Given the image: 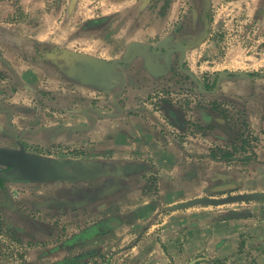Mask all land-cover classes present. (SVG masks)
I'll use <instances>...</instances> for the list:
<instances>
[{"label":"rangeland","instance_id":"1","mask_svg":"<svg viewBox=\"0 0 264 264\" xmlns=\"http://www.w3.org/2000/svg\"><path fill=\"white\" fill-rule=\"evenodd\" d=\"M230 1L234 5L230 6L231 10L224 11L223 6L230 5L228 4ZM216 2L222 4H217L218 6L215 8L214 28L211 30L209 40L205 43V49L199 48L198 45L200 44H196L197 46L195 45L193 50L190 49L189 60L186 63V69H191L194 72L193 78L200 82L205 93L201 92L197 82L188 76L173 75L171 77L173 84H166L165 80L156 81L153 78H148L146 84L141 82L142 85L135 97L123 95L121 99L126 108L135 111H138V106L146 107L144 101L151 104L150 108L154 110L153 116H148L147 113L142 112L146 114L143 115L146 121L143 126L150 131L153 130L152 134L156 135V141H167L165 131L167 130L169 134L171 131L175 133L177 129L180 134L177 133L176 137L182 136L180 140L185 143V148L189 149L177 150L183 152V163L181 159V164H183L184 169L198 173L199 178L196 180L199 184L198 198L264 192V0H216ZM18 19L21 20L22 18ZM25 31L30 34L29 31ZM25 45L27 49H31L28 44ZM8 47L11 51L15 50L12 48L13 46L8 45ZM32 47L33 52L38 50L43 53H52V48H48V46ZM40 65V67L45 66L46 71L39 76L41 81L37 80L38 78H31L34 81L33 84L36 85L33 86L34 91L20 90L14 87V82L4 79V82L0 83V100L4 99V104L13 111L14 116H28L23 121L19 118L23 122V127L33 124L42 125V123L52 126L59 124L77 126L72 132H62L61 128V132H57L54 138L49 141L43 140L45 150L42 153H47L45 158L59 163L62 161L64 163L70 162L65 164L64 168H61L62 170L58 168L61 178L59 183H71L73 188L75 182L70 177L72 170L78 171L82 167L93 168L98 161L102 162L101 165L103 162L105 164L112 162L124 166L128 164L142 167L141 174L144 173L142 175H150L155 178L150 188L151 200H154L155 191L159 186L164 192L169 189L167 186H163V183L166 182L165 174L159 173L160 170L152 164L150 158L142 159L139 157L142 160L135 158L129 161L111 160L112 153L108 154L111 150L106 149H110L113 146L112 143L96 132L89 134L86 130L81 131L79 126H87L88 122L86 118L80 115V112L75 115L66 112L74 108L82 111L83 107L87 105H97L93 99H84V96L86 94L93 97L99 93L104 97V101L100 102L98 107L107 114L114 112L110 103L114 97L113 91L110 90L111 86H100L98 83L101 80H107L106 73L102 76L99 71H95L97 78L93 77L92 79L90 78L91 74L88 73L87 81L83 77L84 81L82 82L89 84L85 85L79 81L80 78L76 75L70 74L71 76H68L61 72L58 74L49 72L52 66L47 62ZM97 66L99 64L94 65V67ZM104 67L108 68L107 65ZM227 71L240 75V77H233L231 82L238 81L242 86H238L237 90L234 86L226 88L220 86L218 89L208 91L207 85L217 80L218 75H224ZM1 73L4 74L3 71ZM6 76L4 75V77ZM88 81H94L97 84H90ZM121 83L122 78H119V84ZM160 85L163 88L162 92L157 90L161 87ZM75 93L78 97H72ZM160 93L163 95L161 96ZM81 95L84 98H81ZM153 98H156L157 101L151 102L150 99ZM16 100L20 102L16 103ZM132 101L135 102L136 108L128 107ZM47 103L52 106H47ZM16 106L23 108V112L19 111ZM164 109L168 114L178 116L176 123L173 117L165 116ZM37 115H40L44 122L35 119L34 117ZM210 116L226 123L227 130H220L217 125H213L209 121ZM1 122L0 143L14 145V140L11 138L12 134H6L3 131L4 123L1 124ZM205 122L210 124V129L206 127ZM14 125L20 126L21 123L16 121ZM42 132L46 137L53 134L48 129ZM26 137V143L29 146H37L30 137ZM170 137L173 140L171 135ZM129 144H132V141H129ZM143 166L146 167V170ZM227 174L232 176V181L244 183V186H229L226 188L230 190L229 192H226V189L214 188V186L221 184L220 177ZM140 177L136 176L135 178ZM106 178L127 180L128 176L121 177L116 174ZM251 182L254 185L250 187L248 183ZM23 185L25 184H9V198H6L0 190V264H41V262L34 260L37 250H53V246H57L58 242L60 243V237L63 239L68 234L74 233L73 229H80L79 220L59 219L61 217L56 216V220H60L61 223L56 224V232L49 237L45 227L41 226V229L37 230L30 222L22 220L23 218L16 215V210L19 208L18 201L27 202L33 198L29 190L32 188L31 185ZM56 186H59L58 183ZM57 193L51 188V194L57 196L55 195ZM207 207L214 210L216 208L221 209L225 213L229 209L236 208L240 213L245 212L252 215L247 220L254 222V225H264L261 223L264 220V201ZM38 220L45 223L49 221L48 218ZM250 225L253 224L250 223ZM60 228L63 230L61 231ZM41 230L44 233H40ZM86 245L84 246L86 251L95 253L100 250L96 244ZM54 257L53 260H59L56 259V256ZM39 258L41 261L43 258L48 260L43 255H39ZM96 259L94 257L90 260L92 264L96 263Z\"/></svg>","mask_w":264,"mask_h":264},{"label":"flooded vegetation","instance_id":"2","mask_svg":"<svg viewBox=\"0 0 264 264\" xmlns=\"http://www.w3.org/2000/svg\"><path fill=\"white\" fill-rule=\"evenodd\" d=\"M161 1L163 2L161 7V15H163L162 17H165L171 7L172 0ZM230 2H228V4L230 5L223 6L224 11H227V9L231 10L230 6L234 5V3L232 1ZM217 4L221 5L222 3L216 2V0H190V4H188L190 8L186 16H182L177 24H175V26L169 28L164 37L159 42H133L123 50L122 56L120 58L110 60L82 56L80 55L82 53L79 52H66V50L61 49V47L55 44L52 45L48 43L35 45L34 47L48 46V48H52V53H43L38 50L36 52H33L32 49H27L25 47L26 43L22 45L16 44L15 46V42L7 40V36L1 33L0 43L2 45L4 44L6 47H8V45L13 46L12 48L17 51V54L15 55L18 56V60H15L14 66L13 64L9 63L5 57H3V53L2 51H0V83H3L5 79L14 82V87L19 88L20 90L34 91L33 86L36 85L33 84L34 81L31 78H38L37 80H40L39 76L46 71L45 66L40 67V64H44V62H47L52 66L49 69V72L52 71L53 74H58L59 72H61L62 74L68 76H71L70 74H73L78 76L80 78L79 81L81 82L84 81L83 77H85V81H87L88 73L91 74V79L93 77L97 78V73H95V71H99L100 75L102 76H104V74L106 73V75L108 76L107 80H101L98 83L100 84V86H111L110 90L113 91L112 95L114 96V99L112 98V100H110V103L114 112H112L111 114H107L98 107V104L104 101V97L100 95L101 93H99V95L95 94V96L93 97L86 94L84 96L85 98L82 95L80 96L84 99H93L97 105H87L83 107L82 111L77 110L78 108H74L66 112L73 115L80 112V115L86 118L88 122L87 126L92 129L91 131L88 130V133L93 134L96 132V134H100L104 139L110 141V143H112L113 145L110 147V149L108 148L106 150H115V148H117V142L120 136L126 135L124 137V141L127 137V134L124 131L125 126H122L121 123H131V121H133V126L137 125L138 129L141 128L146 130L147 128H145L143 124H141L142 122H146L143 115H146L145 113H147L148 116H153L154 110L150 108V103H145L146 101H144V105H146V107L138 106V111L126 108V106H124L121 102L123 95L135 97L137 95V91H139L140 86L142 85L141 82L143 84H146V80H148V78H153L156 81L165 80V82H167L166 84H173L171 83V77L173 75L188 76L189 78L193 79V81L197 82L199 90L205 93L204 87L200 84V82H198V80H196V78H193L194 72L191 69H186V63L189 60L190 49L193 50L192 48H194L196 44H200L198 46L199 48H202L209 40V37L211 36V30L214 28V13L216 11L215 8H217L218 6ZM109 22L110 20H106L105 18L99 19L98 21H87L77 26L73 31V34L75 35V37H79L80 35H82V37H85L87 34V37H89V42L90 40L92 42L96 41V37L99 36L100 38H102L101 40L104 43L103 46L106 47L107 44L108 46H112L111 44L113 43H111V40L115 37L111 38L112 28L108 26ZM104 24H106L105 29H100L101 25ZM135 29H137V27L133 28V30ZM121 44H123L122 47ZM95 45L96 43L94 42L93 46ZM114 45V48L119 47L122 51L125 44L121 41L120 43L114 42ZM7 49H9V47ZM203 49L205 48L203 47ZM65 53H70L68 58L65 57ZM72 54H76V56H70ZM23 64H27L28 66H30L27 69H23ZM98 64L99 66L94 67V65ZM104 65H107L108 68H105ZM74 69L77 70L71 71ZM2 71L4 72V74L1 73ZM4 75H7L8 77H4ZM233 77H240V75L233 74L229 71H227V73L224 75H218V77H216L217 80L207 85V90L213 91L216 88L218 89L220 86L221 88L234 86L237 90L238 86L241 87L242 85L240 86L238 81L231 82L233 81ZM119 78H122L121 84H119ZM90 84L96 85L97 83H94V81H92L90 82ZM41 85H43V83H41ZM160 86L161 87L157 88V90L162 92V85ZM160 94L161 96L163 95V93ZM72 97H78V95L75 93V95H73ZM150 100L151 102H153V100L157 101L156 98ZM193 100L195 101V99ZM155 104H158V102H155ZM133 105H135V102L132 101L131 104H128V107L136 108V105ZM0 106V122L2 121L1 124L4 123L3 131H5L6 134H12L11 138L14 140V145H6L0 143L2 147L12 149L24 148L29 153L37 154L45 158L44 156L47 153H42L43 150H45V147L43 146V140L49 141L51 138H54L57 132H61V128L62 132H72L74 131L73 129L77 128V126H73L72 128H70L71 126H66L64 124L51 126L45 123H42V125L33 124L32 126L23 127L22 121L25 119V117L28 116H14L13 111L8 109L7 105L4 104V99L0 100ZM16 107L19 111L23 112V108L18 106ZM164 114L166 117H173L175 120L174 122L176 123V120L178 119V116L176 114L172 116L167 113L166 109H164ZM19 118L22 119V121H20ZM34 118H37L38 120L44 122V119H42L40 115H37V117L35 116ZM16 121L17 123L19 121L21 125H14ZM209 121L213 125H217L220 130L226 131L228 128L226 123L221 122L219 119L213 118V116H210ZM137 122L139 124H137ZM93 124H95V126ZM205 125L207 128H211L209 126V123L207 124L205 122ZM63 127H68L69 129L65 130ZM81 127L82 126H79V128ZM45 129L51 130L53 134L50 137H46L42 132ZM165 132L168 136V131L166 130ZM177 133L179 132H177L176 129L175 133L171 131L169 134L172 136L174 143H177V145L183 147L184 142L180 140L182 139V136H177V138ZM26 136L30 137L32 142H35L37 146H29V144L26 143ZM129 140H126V144L128 146L125 144L124 150H131L130 146L134 144L133 140H135V138L131 136L132 144H129ZM108 154H110V152ZM45 159L50 162L53 168H60L59 170H62L61 168H64L65 164L70 163H64L63 161V163L55 162L54 160H50L47 157ZM111 160L114 161L112 156ZM101 163L102 162L97 161L96 166L94 165L93 168L82 167L83 169L80 168L78 171L72 170V174L70 175V177H72L75 182L73 184V188L71 183H59L61 179L60 177L48 181L13 180L11 176L15 174L16 170L8 167H0V175L4 177L0 180V190L4 193L6 198L10 197L8 188L9 184L19 183L31 185L32 187L29 190L31 191L33 195L31 196L33 198H31L27 202L22 200L18 201L19 208L16 210V215L23 218L22 220L30 222L37 230H40L41 226L45 227L48 232L47 235L49 237L50 235L52 236L54 232H56V224L61 223L60 220H56V216L61 217L59 219L70 218L74 221L79 220L78 222L80 224V229H73L75 232L72 234H68V236L64 237L63 239L62 237H60V243L58 242L57 246L54 245L52 248L53 250H37L35 252V261L42 263L43 261L52 260V264H86V261H90L94 257L100 258L101 253L97 251L95 253L86 251L84 246L86 244H96L97 246L98 244V247H106L108 245V248H112L111 240H113V238H116L113 235L114 231L121 228V225L123 224L121 223L117 226V221L122 218L121 213L123 211L126 212L127 218H130L132 216L131 214H134V211L131 209L133 205L136 206L134 201H138L136 202L137 205H139V208L140 206L141 208L144 207V209H139L141 210L140 213L144 217L149 216L152 211L150 188L153 185L152 181H155L154 176L151 177L150 175H142L144 173L141 174V171L138 168L128 164L124 166L123 164H115L112 162L106 164L103 162L102 165ZM114 168L116 170V174H119L121 177L128 176V179L115 180L106 178L108 176L116 175L115 170L113 171ZM84 171L89 174H94V176L91 178L88 177L79 179L77 174L83 175L85 174ZM136 176L141 177L135 178ZM231 177L232 176L228 174L222 176L220 178L221 184L218 186H214V188L223 190L229 186H244V183L232 181ZM56 183H58L59 186H56ZM165 183L166 182L163 183V186ZM248 184L250 185V187L254 185L253 182ZM159 187L157 188V191H155L154 197L156 199L158 198V192L162 190ZM51 188L54 192L55 190L58 192L57 194H55L57 196L51 194ZM167 191L170 190L168 189ZM229 191V189H226V192ZM165 196H163V199H165ZM121 203L125 204V210H123V208L120 206ZM132 203L134 204L132 205ZM175 205L178 204H174L173 206ZM231 211L233 213L235 212L234 210ZM236 214H240L238 217H240L241 215H250L249 213L245 212H237ZM41 218H48L49 221L47 223L39 221L38 219ZM241 218L247 219V217ZM261 223L264 224V220L261 221ZM60 229L61 231L63 230L62 228ZM41 231L42 232L40 233H44L43 230ZM37 249H39V247H37ZM39 255L47 257L48 260H45V258H43V261H41ZM54 256H56V259L59 260H53L55 258Z\"/></svg>","mask_w":264,"mask_h":264},{"label":"crops","instance_id":"3","mask_svg":"<svg viewBox=\"0 0 264 264\" xmlns=\"http://www.w3.org/2000/svg\"><path fill=\"white\" fill-rule=\"evenodd\" d=\"M162 3L161 0H0V31L7 40L15 42V46L26 43L32 49V45L55 44L66 52L110 60L120 58L123 50L133 42H159L190 8V0H172L167 15L162 17ZM103 18L110 20L111 38L115 37L111 40L112 46H103L99 36L93 46L94 42H89L87 34L85 37L73 34L77 26ZM105 25L100 29H105ZM134 27L137 29L133 30ZM121 41L125 44L122 51L119 47L114 48V42ZM7 48L0 43L3 57L15 66L17 51ZM69 54L65 53V57L68 58ZM22 66L23 69L29 67L27 64ZM47 106L52 105L47 103ZM129 123L121 125L125 126L126 140L131 141L133 136L134 144L130 146L131 150H124L126 135H121L117 148L109 151L114 161L150 158L159 173L165 174L164 185L170 191L161 190L157 199L153 197L154 205L149 216L140 213L139 209L144 207L139 208L137 200L134 201L136 206L132 203L134 214L130 218L123 211L117 226L123 224L114 231L116 238L111 240L112 248L108 245L99 247L97 252L102 257H98L95 264H264V225H254V222L229 214L231 210L239 212L238 209L232 208L225 213L206 206L185 210L172 208L174 204L199 195L198 173L184 169L181 164L183 152L177 151L189 149L185 148V143L183 147L174 143L169 134L167 141H156L152 129H138L137 125H132L133 121ZM80 129L92 130L84 125ZM124 205L120 204L123 210ZM86 264L92 262L88 260Z\"/></svg>","mask_w":264,"mask_h":264},{"label":"water","instance_id":"4","mask_svg":"<svg viewBox=\"0 0 264 264\" xmlns=\"http://www.w3.org/2000/svg\"><path fill=\"white\" fill-rule=\"evenodd\" d=\"M0 167L15 169V174L11 176L13 180L48 181L60 177V172L56 169L57 167L53 168L48 160L37 154L29 153L24 148L12 149L0 145ZM77 176L79 179H83L91 178L94 174L85 172V174H77ZM261 200H264V192L239 193L226 197L195 198L175 205L173 209L183 210L194 206L222 207Z\"/></svg>","mask_w":264,"mask_h":264},{"label":"trees","instance_id":"5","mask_svg":"<svg viewBox=\"0 0 264 264\" xmlns=\"http://www.w3.org/2000/svg\"><path fill=\"white\" fill-rule=\"evenodd\" d=\"M3 178H4V177H3L2 175H0V180L3 179ZM231 214H232V216H237V217L240 215V214H236L235 212H234V213L231 212ZM241 217H245V218L247 217V218H250L251 216L247 214V216H242V215H241L240 218H241Z\"/></svg>","mask_w":264,"mask_h":264}]
</instances>
